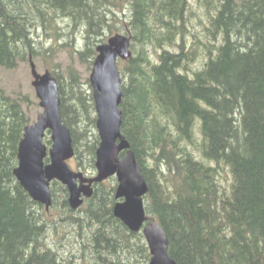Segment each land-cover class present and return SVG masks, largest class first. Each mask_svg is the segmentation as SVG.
<instances>
[{"label": "trees", "instance_id": "16d2710c", "mask_svg": "<svg viewBox=\"0 0 264 264\" xmlns=\"http://www.w3.org/2000/svg\"><path fill=\"white\" fill-rule=\"evenodd\" d=\"M212 7L207 41L188 43L190 0H0V66L38 56L35 29L58 34V18L78 31L69 45L88 67L106 33L129 34L132 55L117 62L121 132L148 187L146 215L166 232L170 257L178 264H264V0H216ZM149 46L160 50L155 58ZM49 71L72 138L71 162L94 171L100 140L89 81L72 65ZM22 102L27 95L0 88V264H72L47 244L54 219L14 174L24 128L33 122ZM44 143L51 145L49 132ZM223 167L232 176L228 188L218 179ZM116 185L115 176L94 183L75 215L66 187L52 180L50 208L59 205L60 219L78 227L93 264H145L143 234L113 215Z\"/></svg>", "mask_w": 264, "mask_h": 264}, {"label": "water", "instance_id": "95a60500", "mask_svg": "<svg viewBox=\"0 0 264 264\" xmlns=\"http://www.w3.org/2000/svg\"><path fill=\"white\" fill-rule=\"evenodd\" d=\"M131 36L116 32L96 46L89 83L96 114L99 145L96 149L95 175L72 169L74 155L68 126L60 116V95L56 78L49 70L39 73L29 58L31 84L42 111L24 128L18 145L14 174L30 197L48 211L51 206L50 182L57 180L67 191V201L78 209L94 191V183L115 176L113 215L133 232L140 231L147 243L150 259L145 264H178L168 253V236L160 223L146 215L144 196L148 191L141 168L121 132V75L118 60L131 57ZM49 132L51 145L44 143ZM123 155L120 156V153ZM49 161L45 163V158Z\"/></svg>", "mask_w": 264, "mask_h": 264}, {"label": "rangeland", "instance_id": "374dc122", "mask_svg": "<svg viewBox=\"0 0 264 264\" xmlns=\"http://www.w3.org/2000/svg\"><path fill=\"white\" fill-rule=\"evenodd\" d=\"M190 1L191 8L189 14L188 43H191L194 38H198L203 42L207 41V37L205 34V27L208 23L207 12H213L214 8L212 7V5H214L216 0H209L211 4L210 8L203 5L201 0ZM211 1L214 3H211ZM121 11L122 10L118 11V14L120 18L123 19L124 17ZM123 12L125 13V11ZM124 23V21L119 20V22H117V25L121 26ZM57 24L60 27V33L58 34H52L50 31L43 28H38L34 31L33 40L35 41L33 44L38 49L39 47L41 49L38 50V56H30V58L35 63L37 71L39 73H42L45 70H51L55 65H58L61 68L66 67L67 65H72L77 70L82 82H85L87 79L89 81V75L92 65L91 67H88V63L79 61L73 50L74 46L76 45H69V43L72 42L74 35L79 38L78 31H76L75 29L73 30L66 19L58 18ZM116 32L122 31H114V33ZM111 35L106 33V35L103 36V38L105 39L104 42H106L108 37ZM100 43L102 42H98L97 44ZM148 48L149 53L154 58L157 56V52L160 51L157 50L155 52L152 48H150V46ZM31 81L32 75L29 59L19 62L14 68L11 69L0 66V88H2L8 95L13 97L27 95L29 102H22V107L30 116L31 121H34L36 120L37 114L42 111V107L39 105V100L35 95V91L31 84ZM198 124L199 120H196L195 128ZM198 137L199 135L197 136V138ZM68 163L72 169L76 171H82L87 176L95 175V170L84 172L82 169H77L76 167H74L71 159L68 161ZM218 179L219 183H221L222 186L228 188V185L232 180V176L226 167H223L220 170ZM60 200L61 198H59V201ZM60 209V206L56 205L51 207L48 211L49 217L54 219V224H52L46 232L45 240L47 244L51 248L58 251V253L65 259L72 258V264H93V260L88 254V250L81 247V244H83V242L77 234L78 227L65 224L60 219ZM74 213L75 215H77L78 211L74 210Z\"/></svg>", "mask_w": 264, "mask_h": 264}, {"label": "bare ground", "instance_id": "6f19581e", "mask_svg": "<svg viewBox=\"0 0 264 264\" xmlns=\"http://www.w3.org/2000/svg\"><path fill=\"white\" fill-rule=\"evenodd\" d=\"M130 25V24H129ZM22 98V97H21ZM152 137V136H151ZM190 140V139H189ZM162 141V140H161ZM167 201V200H166ZM65 263V262H64Z\"/></svg>", "mask_w": 264, "mask_h": 264}]
</instances>
